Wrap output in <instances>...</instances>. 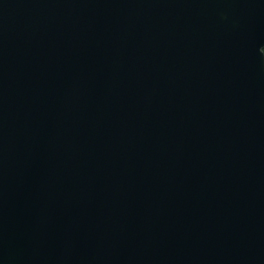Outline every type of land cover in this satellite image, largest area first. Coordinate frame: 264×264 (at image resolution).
<instances>
[{
  "label": "water",
  "instance_id": "1",
  "mask_svg": "<svg viewBox=\"0 0 264 264\" xmlns=\"http://www.w3.org/2000/svg\"><path fill=\"white\" fill-rule=\"evenodd\" d=\"M0 264H264V0H0Z\"/></svg>",
  "mask_w": 264,
  "mask_h": 264
}]
</instances>
